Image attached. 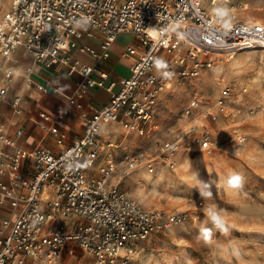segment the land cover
<instances>
[{
	"label": "built area",
	"instance_id": "built-area-1",
	"mask_svg": "<svg viewBox=\"0 0 264 264\" xmlns=\"http://www.w3.org/2000/svg\"><path fill=\"white\" fill-rule=\"evenodd\" d=\"M235 2L13 0L0 21V100L9 99L12 116L26 113L25 94L11 85L18 68L9 63L17 62L18 52L29 54L41 70L63 66L69 76L79 74L75 94L68 98L71 105L82 107L81 99L95 87L108 90L111 98L82 113L83 133L69 144V131L59 123L66 109L55 116L37 112L43 136L34 147L21 145L23 123L0 124V264H70L77 249L94 260L90 264L130 262L151 236L188 219L186 212L147 208L113 182L115 143L100 137L106 123L120 124L135 138L148 135L159 94L172 82L197 78L214 67L215 53L264 47V23L230 18ZM227 5L230 9L223 10ZM96 33L99 47L85 41ZM122 33L137 40L123 51L130 75L111 78L98 63L111 57ZM76 52L95 64L83 63ZM23 78L39 91L46 89L33 68ZM217 80L222 87L216 100L193 94L183 113L188 126L166 141L158 156L143 149L125 154L129 172L153 173L159 164L176 168L182 149L216 148L212 123L231 114L233 93L222 76ZM49 136L58 151L42 145Z\"/></svg>",
	"mask_w": 264,
	"mask_h": 264
},
{
	"label": "rangeland",
	"instance_id": "rangeland-1",
	"mask_svg": "<svg viewBox=\"0 0 264 264\" xmlns=\"http://www.w3.org/2000/svg\"><path fill=\"white\" fill-rule=\"evenodd\" d=\"M12 2L0 0V21ZM235 6L230 18L264 23V0H236ZM133 39L129 34L119 37L122 45ZM211 57L217 60L214 67L204 68L197 78L172 82L159 94L148 135L135 138L117 123L115 139L111 130L101 134L102 142L115 143L118 168L113 182L147 208L189 213L182 224L146 240L130 262L117 264H264V50ZM221 76L233 93L228 101L231 114L210 124L216 148L182 149L176 168L159 164L153 173L129 172L125 154L143 149L158 156L161 146L188 126L183 113L193 94L216 100ZM8 100H0V124L12 117ZM239 136L246 139L241 142ZM75 254L68 258L70 264L94 261L81 249Z\"/></svg>",
	"mask_w": 264,
	"mask_h": 264
},
{
	"label": "crops",
	"instance_id": "crops-1",
	"mask_svg": "<svg viewBox=\"0 0 264 264\" xmlns=\"http://www.w3.org/2000/svg\"><path fill=\"white\" fill-rule=\"evenodd\" d=\"M128 34V33H122ZM121 35V34H120ZM118 36L111 50V57L102 60L98 63V68L104 71H108L111 78L119 76L130 75V60L123 55V51L128 44L137 43L136 38L133 36V40L121 44ZM88 44L95 47H99L100 36L98 33L94 37L85 40ZM75 55L88 65L95 64L94 60L87 55L76 52ZM17 62H11L9 64L16 65L17 69V82L12 85L14 90L20 88L25 94L26 101V113L22 117L12 116L9 119V123L21 122L25 127V136L21 140V145L24 147H34L41 144L43 131L39 127L40 119L37 116L39 110L49 112L53 116L61 109H66V119L64 122H59L61 127L69 131V137L66 141L67 144L71 142L75 137L82 135L83 133V119L82 113H92L104 104L108 103L111 94L105 88L95 87L90 88L85 98L81 99L80 103L82 107L71 105L68 102V98L75 94L78 81L81 80L79 74L69 76L63 66L54 67L52 70H41L38 66L34 65L32 57L24 52H18L16 55ZM126 62L128 65H126ZM33 68V74L39 82L46 86L44 91L37 90L34 86L25 84L23 76ZM14 128V126H13ZM12 128L11 133L14 129ZM113 132V138L115 139V124L103 125L102 135L105 136L107 131ZM111 134V133H110ZM55 138L49 136L42 145L49 147L55 151L59 148L55 144Z\"/></svg>",
	"mask_w": 264,
	"mask_h": 264
},
{
	"label": "bare ground",
	"instance_id": "bare-ground-1",
	"mask_svg": "<svg viewBox=\"0 0 264 264\" xmlns=\"http://www.w3.org/2000/svg\"><path fill=\"white\" fill-rule=\"evenodd\" d=\"M223 10H229L230 9V6L229 5H227V6H225L224 8H222ZM260 49H263L264 50V47L263 46H255V47H246V48H242V49H240V50H238V52H241V51H243V50H260ZM172 86V84L169 86V87H171ZM161 177V176H160ZM162 178V177H161Z\"/></svg>",
	"mask_w": 264,
	"mask_h": 264
},
{
	"label": "snow or ice",
	"instance_id": "snow-or-ice-1",
	"mask_svg": "<svg viewBox=\"0 0 264 264\" xmlns=\"http://www.w3.org/2000/svg\"><path fill=\"white\" fill-rule=\"evenodd\" d=\"M231 183H232L233 185H235V184L237 183V179H233V180L231 181Z\"/></svg>",
	"mask_w": 264,
	"mask_h": 264
}]
</instances>
